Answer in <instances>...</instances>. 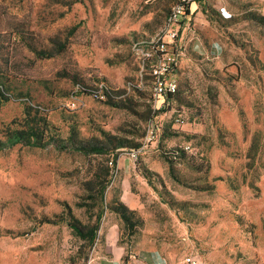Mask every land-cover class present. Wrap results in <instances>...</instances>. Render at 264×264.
I'll return each mask as SVG.
<instances>
[{
	"label": "rangeland",
	"instance_id": "rangeland-1",
	"mask_svg": "<svg viewBox=\"0 0 264 264\" xmlns=\"http://www.w3.org/2000/svg\"><path fill=\"white\" fill-rule=\"evenodd\" d=\"M178 2L0 0V139L38 113L68 146L0 151V264H100L115 218L120 244L133 251L152 236L166 264H264V5L196 0L201 14L181 25L178 92L157 109L142 42ZM79 81H106L115 97L81 94ZM152 125L157 141L126 181L142 206L130 235L111 207L131 147L112 149L141 146ZM93 145L109 150H78ZM96 224L94 243L74 229Z\"/></svg>",
	"mask_w": 264,
	"mask_h": 264
},
{
	"label": "built area",
	"instance_id": "built-area-1",
	"mask_svg": "<svg viewBox=\"0 0 264 264\" xmlns=\"http://www.w3.org/2000/svg\"><path fill=\"white\" fill-rule=\"evenodd\" d=\"M196 0H183L190 6V15L186 14V6L184 4L175 5L167 21L160 32H158L150 40H144L142 46L144 49L143 56L148 61L152 62V75L154 78L153 97L158 106L162 108L170 101L171 96H175L178 92L177 74L175 71L179 66L181 56L180 51V31L181 25L186 18L191 16V7ZM78 92L80 91L79 87ZM115 90L110 91L104 83L96 84V89L92 96L100 100L114 98ZM158 127L152 125L145 136V140L139 148L125 151V155L132 161H137L142 151L147 146L154 144L158 137ZM186 149H189L187 147ZM113 164V162H111ZM183 264H206L204 261L195 255H187L184 257Z\"/></svg>",
	"mask_w": 264,
	"mask_h": 264
},
{
	"label": "trees",
	"instance_id": "trees-1",
	"mask_svg": "<svg viewBox=\"0 0 264 264\" xmlns=\"http://www.w3.org/2000/svg\"><path fill=\"white\" fill-rule=\"evenodd\" d=\"M184 4L186 6V14L190 15V6L186 3H183V0H179V2L175 5ZM174 5V6H175ZM171 12V11H170ZM170 14V13H169ZM167 15V18L169 16ZM35 54L38 58H52L56 55V52L53 49H33ZM98 83H104L108 86L109 90H115L113 87L107 83L106 81H100L95 83V85H89L87 83H83L81 81L76 82L75 86L79 87L80 91L79 93L92 96L94 94V91L96 89V84ZM0 96L4 98L5 92L0 86ZM175 96H171L170 99H172ZM38 114V113H37ZM34 116L33 118L25 122L20 129H13L11 130L7 135L6 139L2 140L0 139V151L11 149L17 145H24V146H32V147H39V148H48L49 146H57V148L61 150L68 149V146L64 144L63 142L59 143L57 141L55 135L53 134V127L48 122L47 118L44 116ZM39 115V114H38ZM29 118L31 117V114L28 115ZM139 144H132L129 142L119 141L114 147L113 151L116 152L117 150L125 149L128 147H131V149L139 148ZM129 149V150H131ZM78 150L81 152H84L85 154H104L105 151H108L109 149L93 145V146H79ZM178 152V151H177ZM171 170H173V166L170 164ZM145 176H149L150 171L144 170L143 171ZM108 185V182H104L100 184L99 192L103 195L104 191L106 190ZM111 209L119 215V217L122 219V221L125 224V228L128 230L129 234L132 235L135 233V226L142 224V219L139 218L138 213L136 210L129 209L125 204L121 202H115ZM137 219L135 221L134 219ZM48 222V221H46ZM72 224V223H71ZM74 224H72L73 226ZM98 224L95 225L94 228H83V227H77L74 226L75 231L79 234V236L85 240H88L90 243H94L98 231Z\"/></svg>",
	"mask_w": 264,
	"mask_h": 264
},
{
	"label": "crops",
	"instance_id": "crops-1",
	"mask_svg": "<svg viewBox=\"0 0 264 264\" xmlns=\"http://www.w3.org/2000/svg\"><path fill=\"white\" fill-rule=\"evenodd\" d=\"M259 1L264 5V0ZM197 9V6L194 7V5H192L191 16L186 18L185 20L187 21L183 23V33L188 28V24H190V21L194 15L197 17L199 14H201L199 11H197ZM182 40L183 38L181 37L180 42H182ZM130 161L131 160L129 158L124 157L118 162V170H120V173L123 177V194L121 195V202L129 209L137 210L142 208L141 202L138 197L133 194L132 190L126 187L127 179L135 172V168L132 164H130ZM106 226L107 227L105 228L104 233H106L105 246L107 251L104 252V256L101 257L102 261L100 264H166L164 255L159 253L160 246L159 243L156 242V238L152 236L146 237L144 235L143 241L137 244L136 250L128 251V244L124 243V245L119 243V229L116 223V218L112 221H109ZM130 252L131 254L129 255ZM125 253H128L130 258H124ZM140 253L142 254L143 258L139 256Z\"/></svg>",
	"mask_w": 264,
	"mask_h": 264
}]
</instances>
